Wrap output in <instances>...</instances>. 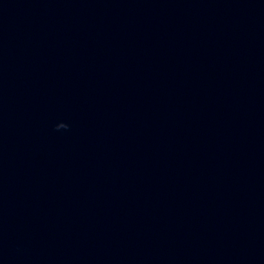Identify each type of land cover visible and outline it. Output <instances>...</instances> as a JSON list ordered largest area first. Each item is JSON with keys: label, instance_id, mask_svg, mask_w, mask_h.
<instances>
[{"label": "water", "instance_id": "1", "mask_svg": "<svg viewBox=\"0 0 264 264\" xmlns=\"http://www.w3.org/2000/svg\"><path fill=\"white\" fill-rule=\"evenodd\" d=\"M0 264H264V0H0Z\"/></svg>", "mask_w": 264, "mask_h": 264}]
</instances>
